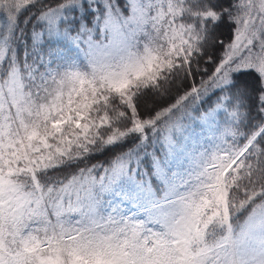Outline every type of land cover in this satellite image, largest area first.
<instances>
[{
  "label": "snow or ice",
  "instance_id": "snow-or-ice-1",
  "mask_svg": "<svg viewBox=\"0 0 264 264\" xmlns=\"http://www.w3.org/2000/svg\"><path fill=\"white\" fill-rule=\"evenodd\" d=\"M0 264H264V0H0Z\"/></svg>",
  "mask_w": 264,
  "mask_h": 264
},
{
  "label": "trees",
  "instance_id": "trees-1",
  "mask_svg": "<svg viewBox=\"0 0 264 264\" xmlns=\"http://www.w3.org/2000/svg\"><path fill=\"white\" fill-rule=\"evenodd\" d=\"M226 31V30H225ZM205 66H207V65H205ZM209 71H211V68H209ZM207 105H205V107H206ZM197 131H202V132H204V134L205 135H207V130L206 129H201V128H197Z\"/></svg>",
  "mask_w": 264,
  "mask_h": 264
}]
</instances>
